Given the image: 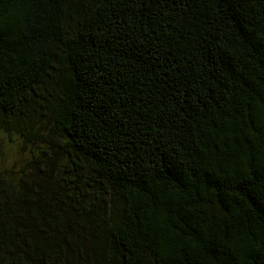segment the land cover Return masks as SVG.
I'll list each match as a JSON object with an SVG mask.
<instances>
[{"label": "trees", "instance_id": "1", "mask_svg": "<svg viewBox=\"0 0 264 264\" xmlns=\"http://www.w3.org/2000/svg\"><path fill=\"white\" fill-rule=\"evenodd\" d=\"M250 33L264 0H0V264H264Z\"/></svg>", "mask_w": 264, "mask_h": 264}, {"label": "rangeland", "instance_id": "2", "mask_svg": "<svg viewBox=\"0 0 264 264\" xmlns=\"http://www.w3.org/2000/svg\"><path fill=\"white\" fill-rule=\"evenodd\" d=\"M22 146L13 141V138L8 136H0V172L2 170L12 171L20 168L24 164V159L27 157L25 151H21Z\"/></svg>", "mask_w": 264, "mask_h": 264}, {"label": "snow or ice", "instance_id": "3", "mask_svg": "<svg viewBox=\"0 0 264 264\" xmlns=\"http://www.w3.org/2000/svg\"><path fill=\"white\" fill-rule=\"evenodd\" d=\"M245 39H247L250 43H253V46H256L257 50L260 51L262 55H264V39L259 40V42L257 43V37L251 33L247 35ZM191 239H193L194 241H198V237L195 234L191 235ZM195 247H196V243L193 244V248Z\"/></svg>", "mask_w": 264, "mask_h": 264}]
</instances>
